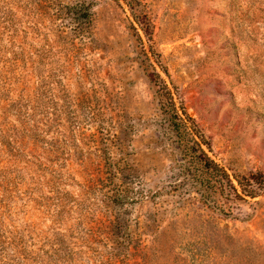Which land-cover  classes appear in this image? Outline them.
<instances>
[{"label":"rangeland","instance_id":"obj_1","mask_svg":"<svg viewBox=\"0 0 264 264\" xmlns=\"http://www.w3.org/2000/svg\"><path fill=\"white\" fill-rule=\"evenodd\" d=\"M0 264H264V0H0Z\"/></svg>","mask_w":264,"mask_h":264},{"label":"trees","instance_id":"obj_2","mask_svg":"<svg viewBox=\"0 0 264 264\" xmlns=\"http://www.w3.org/2000/svg\"><path fill=\"white\" fill-rule=\"evenodd\" d=\"M82 6L84 7V5ZM169 114L168 121L171 129L176 135L177 148L182 153L186 174L188 173V176L193 180H197L202 185L211 183L212 178L217 177V182L223 193H233L240 198L228 174L208 157L204 149V145L207 143L198 130L195 121L186 114H184V116L179 115L176 112V108L170 109ZM242 192L246 194V196L251 197L255 194L254 191L247 188H243Z\"/></svg>","mask_w":264,"mask_h":264}]
</instances>
